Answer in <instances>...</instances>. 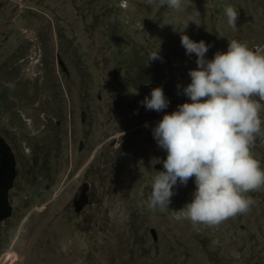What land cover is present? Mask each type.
Instances as JSON below:
<instances>
[{
  "label": "rangeland",
  "instance_id": "374dc122",
  "mask_svg": "<svg viewBox=\"0 0 264 264\" xmlns=\"http://www.w3.org/2000/svg\"><path fill=\"white\" fill-rule=\"evenodd\" d=\"M183 4L0 0V136L15 163L0 264H264V188L248 193L250 211L212 227L178 212L194 178L174 186L168 209L148 207L167 155L152 129L191 102L183 88L197 58L180 32L209 45V60L231 40L264 49V0ZM156 87L170 101L161 112L141 104ZM251 152L264 169L260 138Z\"/></svg>",
  "mask_w": 264,
  "mask_h": 264
},
{
  "label": "clouds",
  "instance_id": "9594fccd",
  "mask_svg": "<svg viewBox=\"0 0 264 264\" xmlns=\"http://www.w3.org/2000/svg\"><path fill=\"white\" fill-rule=\"evenodd\" d=\"M148 6L184 9L183 0H145ZM224 15L236 29L239 13L226 6ZM186 55L195 54L191 82L183 88L190 99L165 113L152 129L158 147L165 150L163 171L152 179L148 207L169 208L178 183L187 186L194 178L191 202L178 212L193 224L218 226L238 214H246L255 201L248 193L264 188V169L251 152L257 138L264 142L261 111H264V49H250L236 40L228 41L226 52L217 51L211 60L203 40L196 42L180 32ZM162 59L148 53L147 63ZM180 87L179 85L177 86ZM170 101L161 87L151 90L141 104L161 112ZM147 126V125H146Z\"/></svg>",
  "mask_w": 264,
  "mask_h": 264
},
{
  "label": "water",
  "instance_id": "95a60500",
  "mask_svg": "<svg viewBox=\"0 0 264 264\" xmlns=\"http://www.w3.org/2000/svg\"><path fill=\"white\" fill-rule=\"evenodd\" d=\"M14 157L8 143L0 136V220L11 211L7 190L14 176Z\"/></svg>",
  "mask_w": 264,
  "mask_h": 264
},
{
  "label": "bare ground",
  "instance_id": "6f19581e",
  "mask_svg": "<svg viewBox=\"0 0 264 264\" xmlns=\"http://www.w3.org/2000/svg\"><path fill=\"white\" fill-rule=\"evenodd\" d=\"M12 259H14V255L10 252H7L5 254V261L12 260Z\"/></svg>",
  "mask_w": 264,
  "mask_h": 264
},
{
  "label": "flooded vegetation",
  "instance_id": "af4514ba",
  "mask_svg": "<svg viewBox=\"0 0 264 264\" xmlns=\"http://www.w3.org/2000/svg\"><path fill=\"white\" fill-rule=\"evenodd\" d=\"M14 157V156H13ZM15 164V163H14ZM14 171H15V169H14ZM14 175H15V173H14ZM14 177V176H13ZM13 179V178H12ZM12 182V181H11ZM11 186V185H10ZM10 188V187H9ZM8 188V189H9ZM7 198H8V190H7ZM77 202H79V200L77 201Z\"/></svg>",
  "mask_w": 264,
  "mask_h": 264
}]
</instances>
